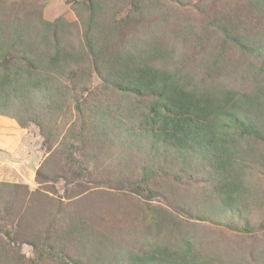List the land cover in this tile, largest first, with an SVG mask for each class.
I'll return each mask as SVG.
<instances>
[{
	"label": "trees",
	"instance_id": "obj_1",
	"mask_svg": "<svg viewBox=\"0 0 264 264\" xmlns=\"http://www.w3.org/2000/svg\"><path fill=\"white\" fill-rule=\"evenodd\" d=\"M70 1L77 21L41 15L21 19L15 3L4 1L7 15L21 16L0 18V115L15 119L23 128L34 122L47 135H53L50 127L68 126L82 143L95 136L98 147L107 139L148 136L153 150L173 151L179 158H163L162 165L182 163L188 170L196 161L195 170L209 173L216 206L222 211L234 210L254 194L246 179L247 162L264 163V153L246 142L264 143V33L249 32L240 21L233 25L229 20L218 24L209 19L210 27L222 36L221 46L213 43L206 49V71L225 70L222 62L228 45L252 59L246 68L256 75L251 85L228 78H196L187 68V53L178 55L176 45L166 43V33H161L169 18L162 0ZM239 1L249 12L264 14V0ZM4 7H0L2 15ZM132 20L134 28L127 31ZM189 33L185 28L179 36L186 38ZM93 73L119 99L110 104L102 91L91 92ZM124 96L134 99L132 104L131 98L120 99ZM134 119L137 126L123 127ZM67 139L71 141V134ZM81 221L71 223L64 234H79L83 240L89 224ZM92 236L98 239L95 233ZM150 244L141 253L127 252L125 264H210L192 254L190 240L175 248ZM102 263H109L104 256Z\"/></svg>",
	"mask_w": 264,
	"mask_h": 264
},
{
	"label": "rangeland",
	"instance_id": "obj_2",
	"mask_svg": "<svg viewBox=\"0 0 264 264\" xmlns=\"http://www.w3.org/2000/svg\"><path fill=\"white\" fill-rule=\"evenodd\" d=\"M4 1L14 2L22 16L7 15L10 11ZM162 1L169 18L161 33H166V43L176 45L178 55L187 53V68L192 75L228 78L236 84L254 83L251 77L256 72L246 68L252 59L228 45L222 62L225 70L219 74L206 71V49L213 43L221 46L222 36L210 27L209 19L218 24L229 20L233 25L240 21L247 31L263 34L264 14L249 12L239 0ZM0 7L5 9L0 18L16 15L17 19L21 16L29 20L41 15L48 20L59 16L78 20L70 0H0ZM135 23L132 20L127 31ZM185 28L190 33L183 38L179 34L185 33ZM89 81L91 92L102 91L106 102L119 99L105 87L98 73H93ZM127 98L131 97L120 99ZM14 120L0 116V128L7 129L0 131V135L5 133L4 138L6 133L10 137L21 133L23 127ZM125 122L124 128L137 126L135 119ZM26 128L29 133L17 151L5 154L0 145V161L4 164L0 165V176L10 180V173H2L13 169L11 178L18 181L0 183V264H103V256L108 264H125L127 252L141 253L152 247L151 242L159 243L160 248L166 244L175 248L184 239L191 241L193 255L210 264H264L263 162H247L246 179L254 194H248V199L235 205L238 207L234 210L222 211L216 206L209 173L203 168L195 170L196 161L188 170L182 163L162 165L163 158H179L173 151L166 154L153 150L148 136L107 139L109 142L98 147L95 136L82 143L68 126L50 127L54 136H45L34 122ZM69 134L71 141L67 139ZM246 143L264 153V143ZM32 179L35 181L28 184ZM77 220H82L81 225L89 224L83 240L79 234H64ZM94 233L98 239L92 236Z\"/></svg>",
	"mask_w": 264,
	"mask_h": 264
},
{
	"label": "crops",
	"instance_id": "obj_3",
	"mask_svg": "<svg viewBox=\"0 0 264 264\" xmlns=\"http://www.w3.org/2000/svg\"><path fill=\"white\" fill-rule=\"evenodd\" d=\"M2 130L7 131V129L1 127L0 128V131H2ZM28 133H29L28 128H22L21 129V133L18 134L16 137H13V136L10 137L9 136L10 134H8V133H6L7 136L5 138L3 137L5 135V133L2 134V135H0V140H2V141H0V145L3 148V150L5 151L4 153L6 154L9 151H17L19 149V146L21 145V142L26 138V135ZM24 135H25V138H23ZM0 165L1 166H4V164H2L1 161H0ZM3 171L7 173V174L6 173H2L3 175L9 176L11 174V177L14 178L13 177V175H14V170L13 169L11 170V172H9L8 170H3ZM11 177H8L10 180H6L5 178H3V177L0 176V183H2V182H5V183L6 182H9L10 184L18 183V181L12 179ZM34 181L35 180L32 179L31 181H29L28 184H32ZM23 183H26V181L23 182Z\"/></svg>",
	"mask_w": 264,
	"mask_h": 264
}]
</instances>
